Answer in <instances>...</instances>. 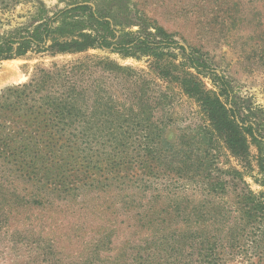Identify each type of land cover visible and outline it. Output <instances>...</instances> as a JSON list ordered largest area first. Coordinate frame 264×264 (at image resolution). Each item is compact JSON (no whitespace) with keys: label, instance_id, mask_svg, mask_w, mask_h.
<instances>
[{"label":"rangeland","instance_id":"374dc122","mask_svg":"<svg viewBox=\"0 0 264 264\" xmlns=\"http://www.w3.org/2000/svg\"><path fill=\"white\" fill-rule=\"evenodd\" d=\"M77 2L110 11L119 17L122 32L140 31L143 20L152 32L155 23L163 26L177 41L164 48L170 54L166 58L176 63L190 65L180 46L187 53L198 49L211 70H190L235 110L240 125L253 124L261 143L242 128L246 153L233 152L218 138L200 102L153 69L152 56H124L100 46L53 53L44 50L49 41L43 48L32 44L25 54L0 58V97L30 82L41 69L79 65L88 100L73 119L83 130L91 126L97 136L79 138V146L87 141L86 150L74 145L64 160L55 161L54 171L44 165L35 169L36 175L6 163L0 153V264H264V219L253 221L231 184L238 177L264 201V0H0V39L26 35ZM108 62L123 67L120 76L111 74ZM141 92L153 101L167 94L156 116L163 134L178 146L174 151L145 143L136 98ZM111 105L126 113L114 119L121 123L115 131L104 126ZM95 111L98 121L92 118ZM200 129L209 136L210 169L238 172L223 176L230 191L215 198L217 216H228L223 224L202 218L211 212L209 181L177 179L168 169L182 156L175 152L181 146L188 150L189 137ZM121 132L128 152L112 144L113 135ZM104 141L107 151L100 145ZM201 147L193 156L204 160ZM198 211L199 217L194 215ZM207 231L227 235L226 246L211 252L208 244L199 243Z\"/></svg>","mask_w":264,"mask_h":264},{"label":"trees","instance_id":"16d2710c","mask_svg":"<svg viewBox=\"0 0 264 264\" xmlns=\"http://www.w3.org/2000/svg\"><path fill=\"white\" fill-rule=\"evenodd\" d=\"M119 20V17L110 14V11L105 13L103 8L98 5L77 2L73 6L57 11L53 17L39 23L26 35L2 37L0 39V58L7 59L14 55L25 54L32 44L43 48L41 45H47L49 41L51 43L47 47L44 46V50H51L53 53L78 52L100 46L118 50L124 56H152L154 59L153 69L161 76L179 82L187 94L200 102L202 110L214 125V129L218 131V138H221L233 152L241 155L246 153V141L242 135V128L261 143L260 138L254 132L253 124L240 125L236 120L235 110L229 107L225 100L209 91L198 78V73L211 70L202 55L198 54V49L194 48L187 53L184 46H180L187 55V62L190 65L186 62L176 63L166 58V55L170 54L166 53L164 48L176 44L177 41L170 39L171 35L163 26L155 23L153 27L155 31L152 32L148 30L150 24L143 20L138 23L141 27L140 31L122 32L117 28L121 25ZM55 21L57 24L54 25ZM107 67L111 69V74L114 73L117 76H120V72L124 70L115 62H108ZM191 67L198 73L192 72ZM79 68V65L65 64L55 65L51 69H41L27 84L4 91L0 97V153L6 163H13L22 169L30 170L33 175H36V168L44 165H51L54 171L56 169L53 166L55 161L64 160L66 155L71 153L74 145L79 149L80 147L87 149V141L85 140L79 146V138L97 137L92 132L91 126L83 130L82 125H76L77 121L73 119L75 113L80 110V104L88 100L80 83ZM219 79L225 92L227 83L223 76L220 75ZM147 94L141 92L136 96L140 103V120H142L143 128L147 131L144 137L145 143L154 141L156 144L163 145L165 150L174 151L178 146L170 142L168 137L163 134L165 127L159 124L158 120L161 118L156 116V110L158 112V108L167 98V94L163 93L160 97L155 98V101H153L152 95ZM94 114L97 115V111ZM124 115L126 113L116 111L114 105L109 106L104 126L107 123L110 130L115 131V127L121 126V123L114 119H120ZM92 118L95 121L101 119L99 114ZM207 137L209 136L202 129L196 135H191L187 142L189 149L184 150L182 147L186 146H181L175 152L176 155L182 153L181 158L168 169L173 168V177L177 179L189 180V178L199 177L203 179L201 180L203 182L209 181L206 197H210L208 208L211 212L208 216L202 215V218L206 217L205 222L213 220L210 224L217 222L223 224L226 223L228 216L224 212L218 213L217 216L215 198H222L230 191V187H228L230 181L224 177L233 173L236 175L238 172L222 170L217 167L210 169L208 164L210 156L207 148L209 138ZM112 139H114L112 144L117 145L119 151L124 148L123 150L128 152V148L123 147L128 146L125 144L127 141L125 133H116ZM100 145L107 151L106 141ZM201 145L204 146V154H202L204 160L193 156L195 149L202 150ZM161 150L159 149V151ZM231 184L233 185L232 192H235L236 196L241 197L249 206L247 212L253 221L263 220L264 201L238 177L234 176ZM189 210L195 211L193 208ZM194 215L199 217L201 213L198 211ZM199 236L201 238L199 243L208 244L211 252L220 246L224 248L228 242L227 235L222 237L209 235L208 231Z\"/></svg>","mask_w":264,"mask_h":264}]
</instances>
